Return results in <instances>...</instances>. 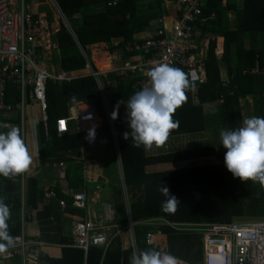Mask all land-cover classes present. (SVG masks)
Masks as SVG:
<instances>
[{"label": "trees", "instance_id": "1", "mask_svg": "<svg viewBox=\"0 0 264 264\" xmlns=\"http://www.w3.org/2000/svg\"><path fill=\"white\" fill-rule=\"evenodd\" d=\"M95 0H58L64 14L74 28L78 42L89 52L88 46L98 43H111L112 38L122 36L126 44L142 38L144 31L151 23L163 16L162 4L164 0H118L116 6H109L104 13H91V5ZM108 1V0H107ZM233 1V4H232ZM236 0H229L226 5L223 0H207L203 7L201 19L195 25L201 34L212 33L225 37V50L222 58L230 62L233 44H238L237 58L240 61L233 67L229 64L232 79L228 85L222 81L217 41L211 39L206 58L207 80L197 89L200 103H194L195 81L189 74V87L185 90L186 100L172 114V119L178 127L172 129L169 135L203 131L208 122L204 104L219 102V124L223 130H233L238 127L236 104L240 97L251 94L264 102V74L252 73V69L259 66L264 69V45L261 49L246 50L243 46V35L246 32L254 34L264 33V0H244V6L238 12L234 22L227 18V10L235 6ZM52 15V12H50ZM214 14V18L211 15ZM205 19V21H203ZM53 37L60 45V54L56 60L63 69L72 72L73 78L62 83L50 79L48 82V125L50 140L47 143L44 128L42 139L47 146L43 148L42 160L58 157L59 151L75 148L85 150H104L119 144V150L125 169V180L132 198V218L134 221H144L163 217L171 222H231L237 217H243L247 212V198L256 197L264 200V186L252 180L241 181L234 178L224 165L226 149L221 145L218 148L204 147L183 150L157 156H147L145 147H135L129 137L124 139V132H130L127 119L114 126L107 120L106 108L99 91L96 78L90 74L78 76L81 68L86 66L75 36L62 27L54 30ZM130 54H126L128 56ZM245 71H247L245 73ZM77 76V77H75ZM117 80L114 93L110 94L109 101L117 110L118 120L126 116L125 107L121 108L122 101H128L137 91L135 79L130 75H116ZM82 101L93 104L97 113L106 118L102 127L96 128L94 140L87 138L88 131L74 133H59L57 120L62 115H68L69 104ZM222 101V102H220ZM264 113V112H263ZM43 115L41 112L40 116ZM6 125V124H4ZM8 126V125H7ZM216 155L221 163L214 165L192 166L166 172L148 173L146 166L150 164L172 161L175 159L188 160L203 156ZM82 164H77L73 176H69L72 187L80 188L86 185L82 171ZM2 176V175H0ZM21 174L9 175L6 179L21 178ZM27 203L37 207L44 202V193L39 187L37 177H30L27 181ZM160 185L167 186L175 195L179 204L174 213L161 210L163 195ZM61 197H66L58 191ZM71 198H68L69 210L78 212L71 207ZM122 214L125 211L122 208ZM127 224V219H121ZM164 236L159 238L156 245H148L145 237L153 229L147 224L135 227L139 252L155 248L168 251L176 257L189 263H199L204 256V242L199 234L177 233L168 225L162 226ZM68 239L66 243H69ZM132 249H123L121 237H116L110 248L104 254L102 248L92 247L85 258L84 251L70 247L64 248V257L61 259L48 258L49 264H130Z\"/></svg>", "mask_w": 264, "mask_h": 264}, {"label": "built area", "instance_id": "2", "mask_svg": "<svg viewBox=\"0 0 264 264\" xmlns=\"http://www.w3.org/2000/svg\"><path fill=\"white\" fill-rule=\"evenodd\" d=\"M207 0H176L178 17L168 23L160 19V25L148 37L139 38L125 47L130 54L121 60V64L113 71L120 75H132L135 87L142 90L148 85L147 71L160 63H167L189 74L196 82V89L207 80L206 58L210 41L197 43L200 36L195 23L201 19L203 7ZM51 8L57 17L63 12L57 0H51ZM118 0H108L109 6H116ZM38 7V6H37ZM39 8V7H38ZM35 8L28 0H0V112L11 113L17 108L16 104L8 101L9 96H21V108L28 100L37 101L43 111L46 126L47 90L50 79L60 81L70 80L66 71L52 73L48 67L51 55L59 51L54 41L50 14ZM214 18V14L211 15ZM205 21V19H203ZM200 46V48L197 46ZM86 59L87 67L99 79L100 71L94 66L93 60L80 47ZM123 53V51H122ZM219 57L222 52L217 50ZM112 57V55H109ZM254 73H263L264 69L255 67ZM117 110H111V113ZM118 114V112H117ZM94 111L72 113L70 117L57 120L59 133L70 129V121L79 126L96 119ZM90 117V118H89ZM126 119L112 124H121ZM48 129V127H47ZM63 165V164H61ZM71 197V205L84 211L83 217H75L71 221L70 235L75 247L88 252L92 247L108 248L112 241L122 235L125 229L131 231L130 248L139 253L138 242L134 234L136 223L129 219L127 224L118 222L115 207L105 204L99 199H90L86 191H66ZM47 199L56 196L54 187L44 193ZM9 206L5 198H0ZM100 205L96 208V205ZM62 207H67L65 199L60 200ZM152 218L144 222L153 227L147 232L145 241L148 245H156L159 238L164 236L162 226L168 225L177 233L199 234L204 242V258L200 264H208L209 257H222L223 264H264V219L253 221L231 222H171ZM14 243L0 252V264L19 257L23 264L34 262L49 264L42 255L45 243L39 238L30 239L24 235L14 236ZM178 258V257H177ZM178 264H193L178 258Z\"/></svg>", "mask_w": 264, "mask_h": 264}, {"label": "crops", "instance_id": "3", "mask_svg": "<svg viewBox=\"0 0 264 264\" xmlns=\"http://www.w3.org/2000/svg\"><path fill=\"white\" fill-rule=\"evenodd\" d=\"M228 1L229 0H223V4L226 5ZM28 2L31 5L35 6V8L39 7L38 9H41L42 11H45L50 14L52 33L54 32V30L59 31L62 28L60 27V23L58 21L59 16L57 17V14L54 13L51 8V0H28ZM235 6L236 8L233 7L227 10V18L231 23L236 20L238 12L242 10L244 6V0H236ZM108 7L109 5L107 0H95L94 3H92L91 5V13H104L108 10ZM162 8L163 16L153 21L151 25L147 27V29L143 33L144 35L142 36V38L148 37L154 33V30L160 25V19H164L170 24H172V22L177 19L178 7L176 4V0H164ZM50 12H52V15ZM197 32L200 36L197 43L201 44V42H204L205 40L210 41L211 39H216V50L221 51L222 55L224 54V36H219L217 34L212 33L201 34L198 29ZM76 41L79 47H81V44L78 42V40ZM56 43L59 47V51L51 55L48 60V67L50 71L54 74L59 73L61 71H65L62 65L59 64L56 60L57 55L60 54V45L58 42ZM129 44H126L124 37L119 36L112 38L110 44L106 42H98L89 45V52L87 53L93 60L94 66L100 71L101 76L99 79H97L93 75L92 70L87 67V63L86 66L84 68H81L77 74L78 76H87L90 72V74L96 78L104 105L107 103L105 107H108L109 110H116L111 105L109 101V96L115 91V85L117 82V80L114 78L115 74L120 75L119 73L113 71V68L120 65L121 60L128 58L129 55L126 56V54L128 53L125 51V47H127ZM199 45L197 44V46L200 48ZM263 45V32L256 34L252 32L244 33L243 46L246 50H250L252 48L261 49ZM237 51L238 44H233L230 54V62L226 61L224 58H222V56L219 57L220 71L224 85H228L232 79V75L229 70L230 63L233 67H236V64L238 63V61H240L241 66H244V61L239 60L237 58ZM101 53L104 54V57L103 59L99 60L97 56ZM109 55H112V57H109ZM246 72L247 71H245V73ZM68 73L70 74L71 80L74 76L72 72ZM52 79L60 83L64 81H69H60L55 78ZM106 85L107 87L111 85L114 88V91L111 92L109 96L106 95L109 93L106 89ZM197 91L198 89H196L195 85V104L200 103L198 96H196ZM14 94V96L8 97V101L16 104L17 108H15V110L11 113L0 112V132H7L13 127L19 129L20 134L23 137L26 146L32 156V164L28 170L22 173L21 178L6 179L0 176V198H5L9 204V216L6 220L9 234L12 237L24 235L30 239L39 238L40 240H42L45 243L42 248V255L46 259L63 258L64 248L66 247L80 249L72 244L70 227L72 219L77 216L83 217L85 212L77 208L76 209L79 210L78 212H71L68 209V198L71 197L66 194V191L69 190L86 191L90 199H99L105 204L114 205L117 220L122 224H124L121 220L122 218H126L127 223L129 222V219L133 220L131 215L132 198L125 180V169L123 167L118 141H116V145L114 147L109 149L85 150L84 148L80 147L70 150L59 151L58 157H52L51 159L42 160V150L44 147L47 146V143H50L48 142L50 140L48 122V126H46L44 121V114L40 116L41 112H43L42 108L37 101L28 100L24 107L21 108V96H16V94H18L17 92H15ZM105 96L106 100H104ZM218 106L219 102L204 104L205 114L207 115L208 122L206 124V128L203 131L169 135L165 143L161 145H153L151 148H145L146 155L157 156L204 147L218 148L221 145L219 133L223 129L222 125L219 124L218 120L220 113ZM120 107H125L124 103H121ZM32 108H38L39 110L36 109V112L33 113L31 112ZM236 108L238 110V112L236 113V118L239 126H242L243 121L247 118L254 116L264 117V102H260V99H258L257 97L255 98V96L251 94L247 95L246 97H240L239 102L236 104ZM88 111H94L97 114L96 119L91 122H86L81 126H79L75 121L72 120L69 123L70 129L66 133L71 134L78 131H88L89 129H96L102 127L106 118L100 116L97 113L93 104H87L82 101H75L70 103L68 115L63 114V117L61 118L70 117L74 112L85 113ZM87 123L92 124L89 129H85V124ZM43 128L46 134L47 143H44L42 139ZM80 163L83 165L81 174L84 177L86 185L80 188H74L70 184L68 174L69 176H73L75 173L74 169L76 165ZM219 163H221V160L218 159L216 155L197 157L188 160L175 159L172 161L147 165L146 171L148 173L166 172L192 166L214 165ZM30 177H37L39 187L43 191V193H45V191L50 187H54L56 191V196L52 199H47L44 195V202H40L37 207H32L28 205L27 181ZM122 181L124 182L127 188V194L129 196L128 201L125 200L127 198L124 196L123 188L120 186ZM58 191H61L66 197H61L58 194ZM62 199H65L67 201V207L65 208L60 205V200ZM99 206L100 205L98 204L95 207L98 208ZM122 208L125 211V215L121 212ZM243 217H237L233 220L242 221L237 219ZM157 219H160V221L167 220L163 217H158ZM148 220L133 221L136 223V225H139L145 224L144 222ZM135 227L134 234L136 237ZM68 239L70 240V242L66 243ZM121 240L123 243V249H129L131 243V233L129 230L125 229L123 231L121 235ZM97 248H102L105 254L106 251L110 248V246L108 248ZM89 251H84L85 258L87 257ZM202 260L196 264H200ZM6 264H23V261L21 258L16 257L8 261ZM28 264L37 263L28 262Z\"/></svg>", "mask_w": 264, "mask_h": 264}, {"label": "clouds", "instance_id": "4", "mask_svg": "<svg viewBox=\"0 0 264 264\" xmlns=\"http://www.w3.org/2000/svg\"><path fill=\"white\" fill-rule=\"evenodd\" d=\"M146 75L148 85L135 92L127 102H121L125 105L127 127L130 129L123 135L125 140L131 137L135 147L151 148L165 143L170 131L178 127L172 114L186 100L185 90L189 87V80L181 69L167 63L157 64ZM116 116L114 111L112 118ZM219 136L221 146L226 149L224 165L232 176L264 186V117L247 118L236 129H222ZM87 138L94 140V129H89ZM31 164L32 156L19 129L13 127L7 132H0V175L21 174ZM159 190L164 197L161 210L174 213L179 204L177 198L167 186L160 185ZM8 216V206L0 201V252L14 243L8 232ZM130 264H178V258L155 248L139 253L134 250ZM208 264H223L222 257H209Z\"/></svg>", "mask_w": 264, "mask_h": 264}, {"label": "rangeland", "instance_id": "5", "mask_svg": "<svg viewBox=\"0 0 264 264\" xmlns=\"http://www.w3.org/2000/svg\"><path fill=\"white\" fill-rule=\"evenodd\" d=\"M58 21L60 23V27H65L67 30H69L75 36V39L77 40L76 34L74 32V28H73V26L71 25V23L69 22V20L67 19L66 15L64 13H63V16L59 17ZM97 57H98L99 60H101V59H103L104 54L101 53ZM110 75H112V74H110ZM106 89L109 92L108 94H106L107 96H109V94L114 91V88L111 85H109L108 87L106 85ZM104 98H105L104 100H106V96ZM105 108H107L106 109V112H107L106 118H107V120L110 123H112L113 122V118H112L111 110H109L108 107H105ZM36 109H38V108H36ZM36 109L32 108L31 112L35 113ZM120 186L123 188L124 196L127 198L125 200L128 201L129 196L127 194V188H126V186H125L123 181H122ZM246 202H247L246 215L243 218H239L237 220H242V221L263 220L264 219V200H259L256 197H254V196L252 197L251 196V197L247 198ZM159 223L162 224L163 221H160ZM130 233H131V231H130Z\"/></svg>", "mask_w": 264, "mask_h": 264}, {"label": "bare ground", "instance_id": "6", "mask_svg": "<svg viewBox=\"0 0 264 264\" xmlns=\"http://www.w3.org/2000/svg\"><path fill=\"white\" fill-rule=\"evenodd\" d=\"M91 126H92L91 123H87V124H85V129H89ZM127 244H128V243H127Z\"/></svg>", "mask_w": 264, "mask_h": 264}]
</instances>
